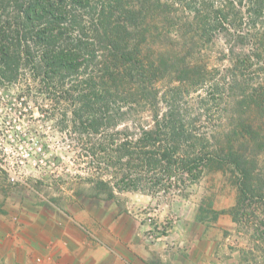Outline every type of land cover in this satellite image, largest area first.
Masks as SVG:
<instances>
[{"label": "trees", "instance_id": "trees-1", "mask_svg": "<svg viewBox=\"0 0 264 264\" xmlns=\"http://www.w3.org/2000/svg\"><path fill=\"white\" fill-rule=\"evenodd\" d=\"M263 11L264 0H0V85L34 83L69 103L64 135L86 159L87 175L39 178L38 189L108 199L132 189L168 192L219 162L238 175L239 202L264 196L249 156L229 138L220 148L199 134L177 104L166 111L160 86L167 78L204 84L211 76L197 48L232 38L246 19L262 41ZM0 173L12 177L1 156Z\"/></svg>", "mask_w": 264, "mask_h": 264}, {"label": "rangeland", "instance_id": "rangeland-1", "mask_svg": "<svg viewBox=\"0 0 264 264\" xmlns=\"http://www.w3.org/2000/svg\"><path fill=\"white\" fill-rule=\"evenodd\" d=\"M259 17L263 28L264 11ZM244 21L232 38L220 35L197 48L211 78L199 85L167 78L161 100L166 111L177 104L220 148L231 139L257 167L264 187V36L252 38L257 30ZM32 86L0 85V156L12 172L9 179L0 173V234L15 255L30 257L24 264H264V196L239 202L231 165L207 163L197 180L178 189H132L113 199L71 197L50 185L38 189L36 179L69 180L87 175V168L64 135L69 103ZM24 91L28 99L20 101ZM249 122L253 131L245 127ZM27 243L38 247L27 249Z\"/></svg>", "mask_w": 264, "mask_h": 264}, {"label": "crops", "instance_id": "crops-1", "mask_svg": "<svg viewBox=\"0 0 264 264\" xmlns=\"http://www.w3.org/2000/svg\"><path fill=\"white\" fill-rule=\"evenodd\" d=\"M26 241L30 242L31 240H26ZM25 246L27 247V249L30 248V246L32 248L38 247L35 243L34 244L27 243V245ZM14 249L15 248H13L11 243H8V240H4L1 235L0 236V264H12V263H15V261L21 264L29 262V259H30L29 256H22L20 258L17 255H15V252L13 251Z\"/></svg>", "mask_w": 264, "mask_h": 264}]
</instances>
